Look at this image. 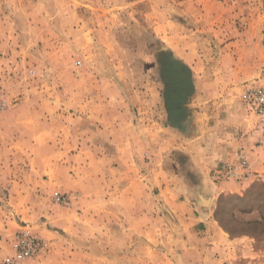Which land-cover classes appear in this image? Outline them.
<instances>
[{
    "label": "crops",
    "instance_id": "obj_1",
    "mask_svg": "<svg viewBox=\"0 0 264 264\" xmlns=\"http://www.w3.org/2000/svg\"><path fill=\"white\" fill-rule=\"evenodd\" d=\"M40 38L45 43L52 39L53 46L59 40L56 32H43ZM25 41L23 56L38 52L36 69L42 77L23 94L18 108L0 114V134L8 132L0 143V169L29 168L31 175L39 174L34 179L40 196L47 195L49 202L33 217L44 216L75 237L67 245L53 230L40 227L52 241L50 250L21 264H94L100 253L105 264H123L126 254L111 250L129 242L149 247L151 257L141 256L140 262L236 264L238 241L219 225L212 206L216 195L239 190L254 174L234 181L217 179L210 171L243 154L253 170L255 148L244 133L231 140L234 148L215 141V127L191 110L193 74L174 49L154 47L153 62L133 66L139 74L129 80L135 93L127 97L111 77L100 82L79 73L64 80L60 72L68 68L59 48L48 50L41 43L39 49H28ZM31 57L25 60L29 65L37 59ZM7 182L13 201L32 189L16 175L9 174ZM54 190L72 192L69 207L55 208ZM2 212L0 263L14 252L12 238L20 222L31 216L15 206ZM117 234L123 238L112 237ZM72 243L87 252L81 254Z\"/></svg>",
    "mask_w": 264,
    "mask_h": 264
},
{
    "label": "rangeland",
    "instance_id": "obj_2",
    "mask_svg": "<svg viewBox=\"0 0 264 264\" xmlns=\"http://www.w3.org/2000/svg\"><path fill=\"white\" fill-rule=\"evenodd\" d=\"M43 32H56L59 40L54 46L52 39L45 43L40 38ZM26 38L28 49H39L41 43L48 50L59 48L62 63L68 68L60 72L64 80L79 73H90L100 82L111 77L112 85L127 97L135 93V84L129 80L139 74L133 66L152 61L154 47L170 45L191 68L195 88L190 107L209 127H215V141L234 148L237 146L232 141L243 137V133L251 137L248 144L252 150L255 148L253 170L248 155L243 154L236 162H222L210 172L220 180L240 181L251 173L254 176L239 190L216 195L212 207L219 225L238 241L240 250L232 260L236 264H264V113L253 111L243 98L248 87H264V0H0V90L8 102L0 114L18 108L23 94L29 93L42 77L36 69L41 57L38 52L30 54L36 62H25L30 58L23 56ZM134 110L142 115L141 110ZM7 136L6 130L2 132L0 143ZM7 171L0 169V212H9L15 206L31 216L20 222L12 238L14 252L6 257L14 255V243L24 229L37 235L44 246L19 264L50 250L52 241L40 233V227L53 230L68 245L75 235L61 232L44 216L33 217L49 202L47 195L40 196V185L34 179L40 175H31L29 168ZM9 174L25 178L32 187L25 198L9 199ZM50 198L55 208L69 207L72 192L54 190ZM23 204L27 206L22 208ZM112 237L120 240L123 235ZM72 244L81 254L87 252ZM145 246L129 242L126 248L111 251L126 254L123 264H155L140 262L141 256L151 257ZM101 254H97L94 264H105Z\"/></svg>",
    "mask_w": 264,
    "mask_h": 264
},
{
    "label": "built area",
    "instance_id": "obj_3",
    "mask_svg": "<svg viewBox=\"0 0 264 264\" xmlns=\"http://www.w3.org/2000/svg\"><path fill=\"white\" fill-rule=\"evenodd\" d=\"M245 102L256 113H264V87H248L244 92ZM8 105L0 90V111ZM42 240L28 229H24L16 238L14 243L15 253L11 257H5L2 264H19L22 260L37 254L42 250Z\"/></svg>",
    "mask_w": 264,
    "mask_h": 264
},
{
    "label": "trees",
    "instance_id": "obj_4",
    "mask_svg": "<svg viewBox=\"0 0 264 264\" xmlns=\"http://www.w3.org/2000/svg\"><path fill=\"white\" fill-rule=\"evenodd\" d=\"M220 222V221H219Z\"/></svg>",
    "mask_w": 264,
    "mask_h": 264
}]
</instances>
